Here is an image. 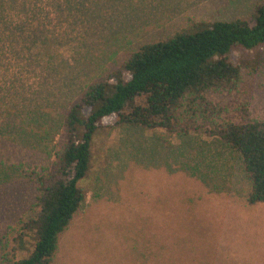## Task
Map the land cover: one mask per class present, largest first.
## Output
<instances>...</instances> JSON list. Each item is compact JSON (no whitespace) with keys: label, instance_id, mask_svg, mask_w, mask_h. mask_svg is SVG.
Listing matches in <instances>:
<instances>
[{"label":"rangeland","instance_id":"1","mask_svg":"<svg viewBox=\"0 0 264 264\" xmlns=\"http://www.w3.org/2000/svg\"><path fill=\"white\" fill-rule=\"evenodd\" d=\"M95 2L0 0V235L33 214L37 193L13 164L49 162L64 110L89 83L188 19L247 18L259 0ZM214 96L231 115L247 101L264 116V78L246 68ZM80 185L52 264H264V201L248 202L240 156L216 137L103 127Z\"/></svg>","mask_w":264,"mask_h":264},{"label":"trees","instance_id":"2","mask_svg":"<svg viewBox=\"0 0 264 264\" xmlns=\"http://www.w3.org/2000/svg\"><path fill=\"white\" fill-rule=\"evenodd\" d=\"M105 1L94 7L102 9ZM243 67L264 78V0L247 18L188 19L89 83L64 110L61 141L53 143L49 162L13 164L37 193L33 214L0 235V264L53 263L86 196L80 181L91 166L93 138L106 126L216 137L240 156L248 202L264 201V116L252 117L244 101L236 117L214 96L236 90Z\"/></svg>","mask_w":264,"mask_h":264}]
</instances>
